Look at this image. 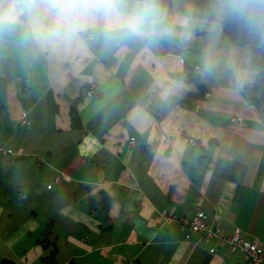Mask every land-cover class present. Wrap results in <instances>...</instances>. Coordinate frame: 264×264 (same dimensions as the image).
I'll use <instances>...</instances> for the list:
<instances>
[{"label": "crops", "instance_id": "0c3cea01", "mask_svg": "<svg viewBox=\"0 0 264 264\" xmlns=\"http://www.w3.org/2000/svg\"><path fill=\"white\" fill-rule=\"evenodd\" d=\"M166 9L171 39L124 50L57 59L22 28L0 38V147L11 151H0V264H249L165 222L164 209L209 223L218 213L225 236L239 229L264 245L250 50L194 0Z\"/></svg>", "mask_w": 264, "mask_h": 264}, {"label": "clouds", "instance_id": "9594fccd", "mask_svg": "<svg viewBox=\"0 0 264 264\" xmlns=\"http://www.w3.org/2000/svg\"><path fill=\"white\" fill-rule=\"evenodd\" d=\"M218 8L256 11L245 0H223ZM167 17L160 0H0V38L22 28L25 41L38 51L68 59L87 54L90 48L124 50L140 42L152 45L171 39L175 33L165 23ZM188 23V17L181 21L183 27ZM213 68L206 58L204 71Z\"/></svg>", "mask_w": 264, "mask_h": 264}, {"label": "trees", "instance_id": "16d2710c", "mask_svg": "<svg viewBox=\"0 0 264 264\" xmlns=\"http://www.w3.org/2000/svg\"><path fill=\"white\" fill-rule=\"evenodd\" d=\"M175 0H160L164 8H172ZM197 7L202 17L217 21V15L213 8L214 0H196ZM240 3V0H231ZM254 5L256 11L249 12L247 8L237 10L224 9L220 20L225 35L232 45L248 48L250 50V66L257 72V77L252 85L244 87L246 97L264 113L261 103V92L264 88V0H245ZM1 264H17L14 261L4 260Z\"/></svg>", "mask_w": 264, "mask_h": 264}, {"label": "built area", "instance_id": "2783aa9c", "mask_svg": "<svg viewBox=\"0 0 264 264\" xmlns=\"http://www.w3.org/2000/svg\"><path fill=\"white\" fill-rule=\"evenodd\" d=\"M243 89V87H241ZM89 97L95 96V87L91 86L87 92ZM208 93L207 96H210ZM237 121V120H236ZM22 124H26L27 120L22 119ZM194 140L192 139L191 142ZM0 151L8 154L11 153L8 149L0 147ZM64 180V175H57L55 183L60 184ZM162 219L167 222H180L187 227L192 233H202L205 238L216 239L218 245L224 246L231 251L240 250L243 252L245 259L249 264H264V245L257 240H249L245 238L242 231L236 229L231 235L225 236L222 232L219 222L221 216L216 213L211 223L208 222L207 215L203 211H198L192 218L185 215H174L168 209L160 212Z\"/></svg>", "mask_w": 264, "mask_h": 264}, {"label": "rangeland", "instance_id": "374dc122", "mask_svg": "<svg viewBox=\"0 0 264 264\" xmlns=\"http://www.w3.org/2000/svg\"><path fill=\"white\" fill-rule=\"evenodd\" d=\"M194 1L196 2V0H194ZM220 3H221V2H220ZM218 5H219V3H217L216 6H214V9H215V13H216V15L218 16V18L221 19V16H223L224 10H220V9L218 8Z\"/></svg>", "mask_w": 264, "mask_h": 264}, {"label": "water", "instance_id": "95a60500", "mask_svg": "<svg viewBox=\"0 0 264 264\" xmlns=\"http://www.w3.org/2000/svg\"><path fill=\"white\" fill-rule=\"evenodd\" d=\"M260 98H261V103H262L263 106H264V88H263V90H262V92H261Z\"/></svg>", "mask_w": 264, "mask_h": 264}]
</instances>
